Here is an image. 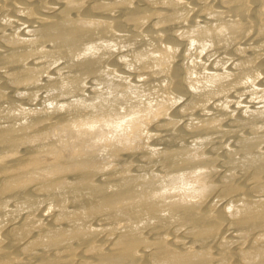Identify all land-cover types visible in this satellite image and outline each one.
<instances>
[{"label": "bare ground", "instance_id": "obj_1", "mask_svg": "<svg viewBox=\"0 0 264 264\" xmlns=\"http://www.w3.org/2000/svg\"><path fill=\"white\" fill-rule=\"evenodd\" d=\"M0 264H264V0H0Z\"/></svg>", "mask_w": 264, "mask_h": 264}]
</instances>
